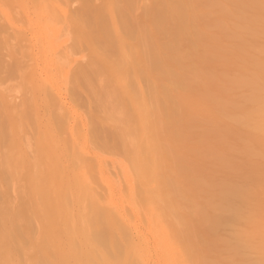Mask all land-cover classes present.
I'll list each match as a JSON object with an SVG mask.
<instances>
[{
    "label": "rangeland",
    "instance_id": "374dc122",
    "mask_svg": "<svg viewBox=\"0 0 264 264\" xmlns=\"http://www.w3.org/2000/svg\"><path fill=\"white\" fill-rule=\"evenodd\" d=\"M158 1L0 0V264H264V0Z\"/></svg>",
    "mask_w": 264,
    "mask_h": 264
},
{
    "label": "bare ground",
    "instance_id": "6f19581e",
    "mask_svg": "<svg viewBox=\"0 0 264 264\" xmlns=\"http://www.w3.org/2000/svg\"><path fill=\"white\" fill-rule=\"evenodd\" d=\"M160 3V4H159ZM187 4V0H161V1H158V13H159V16L157 17V19H155V21L157 22V24H162L163 23V21H164V19H166V18H168V16L170 17V15H172L173 13H175L176 15H178V12H179V8L181 7H183V6H185L186 4ZM170 4H172L171 5V9L170 8H168L167 9V6L169 7V5ZM185 4V5H184ZM175 5V6H174ZM178 5H181V6H178ZM172 6H174V8L176 7V6H178V7H176V8H178V9H176V10H173L172 9ZM156 10V11H157ZM170 11H172V12H170ZM179 16V15H178ZM190 21H191V18H190V16H188L187 14H186V12L184 11V10H182L181 11V13H180V16H179V18H178V21L176 22V26H177V33H176V35H175V37H180L181 35H184L185 33H187V32H189V30H190V28H191V25H190ZM102 22H103V25L102 26H104L105 25V22L104 21H101V24H102ZM100 26V25H99ZM135 32V30H131V33H134ZM129 34V33H128ZM135 34V33H134ZM136 36V35H135ZM110 38V37H109ZM173 49L174 50H179V49H181V47L180 46H173ZM160 59H158V61H159ZM180 64H183V62L181 61L180 62ZM164 71L165 72H167V73H169L170 74V72H169V68H164ZM95 77H97V75L95 76ZM104 92H106V94H108V92L107 91H104ZM123 136L124 135H118V141H119V143L120 144H122V142L124 141V139H123ZM100 213H102V212H100ZM108 216V214L106 215H103V218H104V220H102V222L100 223V225H99V228H98V232L95 234V243L98 245V247L99 246H101L102 248H103V250L102 251H105V253L104 254H106L107 255V257L109 256V257H112V258H114V259H116V260H118V262L120 263V264H125V262L128 260V259H130V255H129V244H130V241L128 242V243H123V242H121L120 240H118V239H116V237H115V235H114V230L113 229H111V227H110V224H111V222H110V220H111V218L109 217L107 220H106V217ZM208 216V215H207ZM211 216V215H210ZM209 217V216H208ZM214 217V216H213ZM222 218L221 217H218L217 216V218L215 217V218H213L212 220L214 221V223L215 222H220V220H221ZM208 220H210V218L208 219ZM212 220H210V221H212ZM212 223V222H211ZM251 229H252V227H251ZM251 229H248V228H246V230L245 229H243V230H245V232H243V231H241V232H237V233H239L238 234V236H236V237H234L235 239L236 238H238L239 239V237L241 238L242 236H239V235H242V234H244V235H246V237H244V238H247V239H249V237H248V233H249V231H251ZM243 232V233H242ZM233 234H235V232L233 233ZM237 235V234H236ZM243 235V236H244ZM252 237V236H251ZM228 239V238H227ZM230 239H232V238H230ZM229 239V241H232V240H230ZM242 239V238H241ZM241 239H239V240H241ZM234 240V239H233ZM219 240H217V243H221V241L220 242H218ZM223 241V244H224V241L225 240H222ZM236 241V242H235ZM213 242V241H212ZM239 241H237V240H234V242L233 243H238ZM214 243V242H213ZM95 244V245H96ZM222 244V243H221ZM222 244V245H223ZM263 244H264V241H263ZM94 245V246H95ZM239 245V244H238ZM237 245V246H238ZM252 246V245H251ZM261 246H263L262 244H260L259 245V247L260 248H263L264 249V247H261ZM97 247V248H98ZM250 249H251V247H250ZM259 249V248H258ZM93 252L95 251V253H98V254H100V257L103 259V257L104 256H102L103 255V253H102V251H101V253L99 252V250L97 251L96 250V247L94 248L93 246H92V249H91ZM238 250H239V247H238ZM261 250V249H260ZM243 253H242V252ZM247 251H249V250H247ZM251 251V250H250ZM253 251V250H252ZM240 252H241V254L243 255L244 254V250H240ZM102 254V255H101ZM240 255V254H239ZM97 257V256H96ZM107 257H106V259H107ZM105 259V258H104ZM128 262V261H127ZM95 264H108L106 261H104V260H102V261H99V262H97V263H95Z\"/></svg>",
    "mask_w": 264,
    "mask_h": 264
}]
</instances>
